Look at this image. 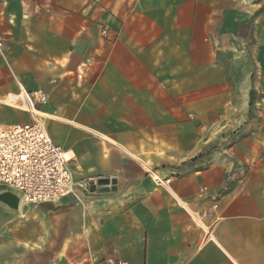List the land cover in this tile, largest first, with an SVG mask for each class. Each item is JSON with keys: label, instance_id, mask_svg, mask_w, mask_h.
Returning <instances> with one entry per match:
<instances>
[{"label": "crops", "instance_id": "0c3cea01", "mask_svg": "<svg viewBox=\"0 0 264 264\" xmlns=\"http://www.w3.org/2000/svg\"><path fill=\"white\" fill-rule=\"evenodd\" d=\"M258 6L0 0V124L29 122L3 104L44 90L51 139L94 185L81 202L36 205L0 186V264H264V174L226 189V163L189 166L205 150L207 92L222 90L219 49L247 43Z\"/></svg>", "mask_w": 264, "mask_h": 264}, {"label": "rangeland", "instance_id": "374dc122", "mask_svg": "<svg viewBox=\"0 0 264 264\" xmlns=\"http://www.w3.org/2000/svg\"><path fill=\"white\" fill-rule=\"evenodd\" d=\"M254 1L259 5L254 11V33L247 43L232 38V44L219 49L225 72L222 90L215 96L207 92L205 101L206 156L197 168H205L210 163L208 158L226 163V189L249 176L264 174V0ZM242 55L253 61L250 75L239 60ZM3 106L17 115L23 111L17 106ZM150 173L161 181L155 169Z\"/></svg>", "mask_w": 264, "mask_h": 264}, {"label": "built area", "instance_id": "2783aa9c", "mask_svg": "<svg viewBox=\"0 0 264 264\" xmlns=\"http://www.w3.org/2000/svg\"><path fill=\"white\" fill-rule=\"evenodd\" d=\"M48 99L42 89H22L18 100L12 99V106L27 111L31 119L29 122L0 124V186L16 191L24 202L32 205L55 203L64 197L81 202L90 193V181L75 180L69 157L53 142L43 115L37 113L38 106ZM212 207H218L216 199ZM95 264L127 263L106 257Z\"/></svg>", "mask_w": 264, "mask_h": 264}, {"label": "water", "instance_id": "95a60500", "mask_svg": "<svg viewBox=\"0 0 264 264\" xmlns=\"http://www.w3.org/2000/svg\"><path fill=\"white\" fill-rule=\"evenodd\" d=\"M109 182H111V184H112V189H115V180H111V181H109L108 179H98L97 180V184H103V185H105V184H108ZM89 189H90V191H93L94 190V185H93V182L92 181H90V186H89ZM98 190H106V188H99ZM6 195H8V196H11V197H14L15 198V195H13L12 193H7ZM16 199H17V197H16Z\"/></svg>", "mask_w": 264, "mask_h": 264}, {"label": "trees", "instance_id": "16d2710c", "mask_svg": "<svg viewBox=\"0 0 264 264\" xmlns=\"http://www.w3.org/2000/svg\"><path fill=\"white\" fill-rule=\"evenodd\" d=\"M205 153L203 154H199L197 155L196 157L192 158L190 161H189V166H192L193 164L197 163L198 161H201L202 158L204 157ZM187 164V163H185Z\"/></svg>", "mask_w": 264, "mask_h": 264}, {"label": "bare ground", "instance_id": "6f19581e", "mask_svg": "<svg viewBox=\"0 0 264 264\" xmlns=\"http://www.w3.org/2000/svg\"><path fill=\"white\" fill-rule=\"evenodd\" d=\"M18 98H19V97H18ZM22 106H24V107H25L26 105H23V104H22ZM37 113H38V114H40V112H37Z\"/></svg>", "mask_w": 264, "mask_h": 264}]
</instances>
